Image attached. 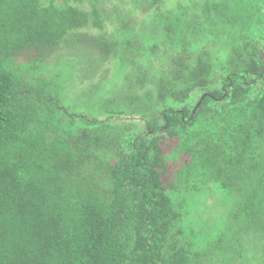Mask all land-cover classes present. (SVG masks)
Wrapping results in <instances>:
<instances>
[{
    "label": "trees",
    "instance_id": "trees-1",
    "mask_svg": "<svg viewBox=\"0 0 264 264\" xmlns=\"http://www.w3.org/2000/svg\"><path fill=\"white\" fill-rule=\"evenodd\" d=\"M110 1L144 11L132 21L104 17L105 0H0V264H203L197 242L226 240L188 235L199 181L234 199L209 214L232 221L230 242L264 245V0ZM83 27L103 60L135 71L130 112L90 117L47 97L43 80L24 88L14 56L54 52ZM117 122L131 128L109 131ZM107 138V152L91 150ZM90 155L103 160L76 180Z\"/></svg>",
    "mask_w": 264,
    "mask_h": 264
},
{
    "label": "rangeland",
    "instance_id": "rangeland-1",
    "mask_svg": "<svg viewBox=\"0 0 264 264\" xmlns=\"http://www.w3.org/2000/svg\"><path fill=\"white\" fill-rule=\"evenodd\" d=\"M105 1L108 2V7L104 10V13L107 14L104 17L118 16L126 17L125 19L131 18L132 21H138V15H141L144 11V8L141 7V10L133 16L131 14L134 12V9L124 3L120 5L115 4L117 1L114 3L111 1L109 3V0ZM77 3L80 8L89 7L90 5V2L88 3L87 1L84 7L80 1ZM145 20L149 22V19ZM83 28L70 30L61 42L63 44L55 47L54 52L46 51L43 53L38 49H29L14 56L16 66L24 68L22 72H19L22 75L23 83L28 84L24 88L31 87L36 93L38 90L36 85L43 80L46 85V91L43 93L45 95L52 93L47 97L51 96L52 100H57L59 103H62L69 111L82 112L90 117L102 118V116L105 117V115L119 111L130 112L129 109L134 106L132 97L135 95H133L129 87L131 84L130 79L135 71L130 67L128 69V62L122 60L117 62L115 60L117 58L112 55L103 60L101 58L100 48L87 46V43L84 42L86 38L79 35L84 33L95 34L96 30L88 31V28ZM113 28H115L113 25H108L107 31L109 32ZM47 82L55 84V86L48 87ZM101 94L105 96L99 98ZM134 123L136 122L132 121L129 123L132 128H134ZM130 126L124 122H117L108 130L111 132L124 131V129L129 130L131 128ZM109 138L105 139L102 147H94L92 149L90 147V149L107 152L109 150L107 149ZM173 146L174 142L169 147L170 151H172ZM180 159L183 161L177 160L174 157L170 160L166 177L167 182L172 181L176 171L189 159V156L183 154ZM102 160L98 155H90L82 161L77 159V165H74L75 174L77 171L80 172L75 175L76 180L80 174L84 173L93 176L92 171L94 167ZM207 186L208 184L199 181V186L197 188L194 186L196 190L190 193L192 195L191 198L196 199L188 209L190 211L188 235H191L198 241H203L201 237L208 235L212 238H222L225 235L226 241L215 243L218 245L215 248H212L210 243L197 242L198 250H206L208 255L211 254L210 258H206L208 256L202 258L203 264H264V245L261 242L254 241L248 247L244 246L245 241H242L243 244L230 242L233 231L231 229V220L230 227L228 226L229 218L220 220L217 226L214 225L213 217H210L209 214H227V211L232 207L234 199L224 190L217 189L214 186H210L211 188H207L204 191ZM207 196L209 197L207 198ZM220 244H230L232 246V250L228 251L230 254L227 257L225 254L227 252L226 249L224 255L219 251V248H221ZM256 245L258 246L253 253V248ZM232 255L237 259L234 262L232 261Z\"/></svg>",
    "mask_w": 264,
    "mask_h": 264
}]
</instances>
